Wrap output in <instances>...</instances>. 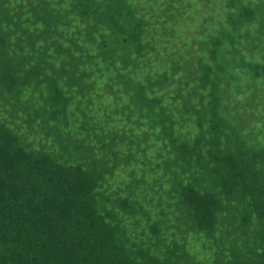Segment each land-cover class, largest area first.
<instances>
[{"label": "trees", "instance_id": "1", "mask_svg": "<svg viewBox=\"0 0 264 264\" xmlns=\"http://www.w3.org/2000/svg\"><path fill=\"white\" fill-rule=\"evenodd\" d=\"M2 1L0 59L23 66L0 64V264H264V125L251 121L264 118V5L216 4L223 20L207 19L194 56L163 37L154 98L130 57L148 46L138 15L170 28L199 4ZM108 33L119 52L104 54ZM127 77L139 93L125 100ZM190 230L211 258L187 246Z\"/></svg>", "mask_w": 264, "mask_h": 264}, {"label": "rangeland", "instance_id": "2", "mask_svg": "<svg viewBox=\"0 0 264 264\" xmlns=\"http://www.w3.org/2000/svg\"><path fill=\"white\" fill-rule=\"evenodd\" d=\"M192 1H193V3L199 4L200 6H202V4H205L207 6V9H204V10L207 14H209L215 18L218 16H221L220 20H223V15L220 14L218 11H216V4H225V3H227L228 0H203L204 2H202V4L198 0H191V3H192ZM229 1H233V0H229ZM74 2H75V0H73V3ZM153 2H154L153 0H145V3H148V4H142V5L147 10H151L152 8H155V10H156V7H157V13L162 14V10L160 8V5L153 4ZM64 4L69 5L71 3L65 2ZM233 4L264 5V0H261V3L259 0H240V1H233ZM133 5L138 6L139 4H133ZM189 15H190L189 16L190 18L187 20V22L178 23L179 26L174 25V26H171L170 28H167V24H166L162 28H160L159 22H157L155 24H151L148 26L147 37H146V41H147L148 46H147L146 52L144 53V56L146 58H148V57L150 58V64L147 66L149 68V71L147 74L148 77L144 81L153 82L154 84L151 86V88L148 91L144 92V94H146L147 96L157 98V59H154L152 57L154 50H157V39H162L165 36H173L179 42L186 41L187 46H190L191 49L194 50L192 53H190L193 56H194V54H198L197 50L199 47H200V51L203 50V43L205 41L204 38H205V34H206V29L204 28L203 24H198L193 19V17L191 16V12L189 13ZM157 29H159V30H157ZM187 33H188V36H186ZM115 38H116V36L114 34H110V39L112 41H114V43L110 44L109 47H107V48H103L104 54H108V53L111 54L113 52V50H116L120 47V45L117 42H115ZM131 47H134V46L132 45ZM180 58L181 57H179L178 60H180ZM183 60L186 61L185 59H183ZM158 61H163V59L159 58ZM187 63L189 64V61H187ZM117 66L121 69H125L128 73L131 72V70L126 69L127 67L124 68L119 64H117ZM133 74H137V73H132L131 75H133ZM181 74L183 75V72L180 70H178V72L175 71L173 73L174 83H173L171 90H173L174 87H177V81L179 80V77ZM191 75L192 76L196 75V72H194V73L191 72ZM139 81L140 80H138V81L133 80L126 85H122V84L119 85V91L122 93V96L124 97L125 100H128L130 98V96H132V94L139 93L138 92ZM100 89L103 93L108 92L107 87L105 85H101ZM171 90H169V91H171ZM165 94H166V92H161L160 96H163ZM168 94H169V92H168ZM251 121L253 123L252 127H254V130H259L264 125V118L259 113H254L253 116L251 117ZM173 220L175 223L176 231L179 229L182 230V228L179 227L180 223L177 222L175 217H173ZM189 233H191V231ZM213 237H214V241H215L214 244H216V242H218L219 235H214ZM202 244L206 245V242L204 241L203 243H200V245L199 244L196 245V244L191 243L189 248L192 249L193 251H195L199 256L207 255L208 258H211L214 254V251L208 250L207 252H203L202 248H204V247ZM243 244L244 243L242 242L240 244V246L242 247ZM216 250H217V252L220 250V240H219V245L216 248ZM217 254L221 257V253H217Z\"/></svg>", "mask_w": 264, "mask_h": 264}, {"label": "clouds", "instance_id": "3", "mask_svg": "<svg viewBox=\"0 0 264 264\" xmlns=\"http://www.w3.org/2000/svg\"><path fill=\"white\" fill-rule=\"evenodd\" d=\"M2 2H4V0L2 1ZM202 4V3H201ZM71 4H69L68 6H66V7H69ZM203 6V7H202ZM202 6H200L199 5V7H200V9H207V6L205 5V4H202ZM81 8H85V7H81ZM196 10H193V11H191V16L193 17V19L198 23V24H203L204 25V28L206 27V23H207V19L208 18H211V15H209V14H207L206 12H205V10H202V12H200V14H198V13H193V12H195ZM198 14V15H197ZM139 16V21H140V23H141V25H140V27L141 26H143L144 28H146V30H147V28H148V26L149 25H151V24H155L156 23V21L154 20V21H151V18L150 19H146V21H143L142 20V14H140V15H138ZM71 18H73V19H77V20H81V18L79 17V12H73L72 14H71ZM206 19V20H205ZM131 23H132V25H133V36L132 37H136V35L139 33V27H136V25H135V22H134V20L132 19L131 20ZM1 32H2V30L0 31V36H1ZM109 35H110V33H108ZM257 35H264V34H260V32L257 34ZM100 36V35H99ZM259 36H257V38H258ZM11 39V35L8 37V39H7V41L8 40H10ZM117 40H120V39H117ZM104 41H107L108 43H107V47H109V45L110 44H113L114 43V41H112V40H110L109 39V37H107V36H105L104 37ZM163 41H164V38H162V39H157V47H162L163 46ZM263 41H264V36H263ZM99 42L101 43V40H100V38H99ZM120 45V44H119ZM253 45H255V43L253 42ZM137 46V44L136 45H134V47H132V49H131V56L130 57H133V58H135L134 60H136V64L137 65H146V67L145 68H148L147 66L150 64V58L148 57V58H146L145 56H144V54L142 53L143 52V50L141 51V53L142 54H140V53H138V52H136L135 50H134V48ZM121 48H122V46L120 45V47L118 48V49H116V50H113V52L111 53V54H114V53H117V52H119L120 50H121ZM156 53H157V51L156 50H154V52H153V55H152V57L154 58V59H157L156 58ZM0 64H3V65H10V66H12V67H14V66H18V67H21V66H23L22 65V63H21V61L20 60H18V59H16V58H14V57H11V56H7V57H3V58H1L0 59ZM128 66H129V68L131 69V70H137V68H135L136 66L134 65V63L133 64H128ZM148 70H149V68H148ZM133 76H134V74H133ZM146 77V74L145 73H143V79ZM127 79L128 80H123V82H118L119 84H122V85H126V84H128L129 83V78L127 77ZM131 82V81H130ZM113 85L109 88V92H113ZM210 150H211V152L212 153H214V150H216V149H212L211 148V146L210 145H208L207 146ZM235 149V143H233L232 145L231 144H226V142H224L223 141V143H222V145H221V147L218 149V150H216V151H218L219 152V154L221 155V157L222 158H225L229 153H231L233 150ZM208 160H209V162H210V157L208 156ZM180 214H183V213H180ZM184 215V214H183ZM182 221H183V224L185 225V227L187 226V221L185 220V219H182ZM191 231V233H189V235L186 237V244H187V246L189 247V243H192V244H196V245H198L197 243H195V241H194V233H192V232H195L194 230H190ZM189 231V232H190ZM222 231V230H221ZM220 231V232H221ZM220 232H218L217 234L215 233L214 235H218ZM16 239H19V240H22V239H24L23 238V235H22V233L20 232V231H18L17 232V236H16Z\"/></svg>", "mask_w": 264, "mask_h": 264}, {"label": "bare ground", "instance_id": "4", "mask_svg": "<svg viewBox=\"0 0 264 264\" xmlns=\"http://www.w3.org/2000/svg\"><path fill=\"white\" fill-rule=\"evenodd\" d=\"M210 246V245H209Z\"/></svg>", "mask_w": 264, "mask_h": 264}]
</instances>
